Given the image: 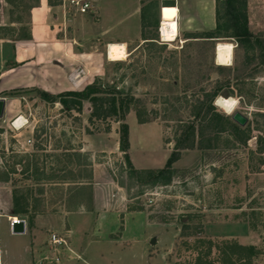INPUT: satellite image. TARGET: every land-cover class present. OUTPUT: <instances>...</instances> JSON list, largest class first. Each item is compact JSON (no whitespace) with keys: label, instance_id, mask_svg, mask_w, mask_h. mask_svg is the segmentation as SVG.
<instances>
[{"label":"rangeland","instance_id":"obj_1","mask_svg":"<svg viewBox=\"0 0 264 264\" xmlns=\"http://www.w3.org/2000/svg\"><path fill=\"white\" fill-rule=\"evenodd\" d=\"M149 2L151 0L145 3ZM31 4H35V1ZM93 4L100 16L93 18L90 13L78 15L91 18L90 24L94 21L106 32V35H101L93 33L90 26L84 28L86 35L90 36V53L100 54L103 60L99 65V76L91 77L90 83L100 78L104 83L114 84L142 101V109L154 120L139 124L136 112L128 115L129 160L137 171L162 169L171 153L177 149L181 131L193 119L195 107L192 99H200L204 92L215 88L218 81L231 76L226 71L215 70L212 65L217 44L234 43L235 47L237 44L227 40H220L215 46L200 41L183 46L179 42L163 43L158 32L160 23L157 28L154 24L161 16L159 4L149 10L151 26L145 30L144 36L141 31L140 0H93ZM73 18L66 21L71 22ZM262 19H256L254 28L249 30L255 35H262L264 41ZM156 37L157 43L145 42L138 51L128 50L129 56L125 61L110 62L107 58L108 45L105 43L109 41L125 40L135 45L140 39ZM253 53L247 54L235 48L233 68L236 67L240 76L251 72L246 62ZM231 90L234 92L231 98L237 101L233 113L227 114L214 105L219 112L231 118L239 112L248 119V144H235L229 134H223L214 149L202 151L196 138L194 149L181 150L180 160L174 165L176 176L172 184L152 189L147 186L141 188V179L129 175L125 155L119 149L120 125L112 121L90 125L89 103H84L82 112L78 114L65 111L61 105L54 109L53 104H44L34 93H14L16 96L27 95V100H35L31 103L36 112L33 118L40 122L36 127L33 148L18 145L12 154L0 150V158L8 170L16 174L15 177L2 175L0 180H9L13 191L20 198L27 199L24 208L28 213L25 215L30 216L32 206L39 204L47 207L45 211L55 213L68 202L71 195H75L79 185L90 182L87 181L90 171L87 165L90 163V152L87 148L80 154H72L74 162H78L76 170L75 165L73 170L65 166L66 161H63L62 169L58 160L67 155L65 151L72 150L70 147L78 151L83 144L82 139L92 135L96 139L93 146L97 151L95 160L103 165L101 169L108 180L123 189L129 201L126 222L128 220L132 231L128 230L124 235L125 243L104 240L94 225L95 217L90 214L72 215L67 219L47 215L40 220L33 235L27 238H18L4 231L1 223L2 263L8 264L5 253L8 251L7 244H10L12 248L28 247V250L38 254L37 260H41L40 252L46 253L47 264H58L53 257L56 254L49 248L51 235L55 234L68 242L64 251L60 252L59 264H232L234 244L222 239L231 235L242 239L247 235L253 236L247 225H241L236 220H249L256 232H264V150L261 151L258 145L259 139H264V119L258 116L259 113L264 114V74L256 79H246L243 91L239 92L235 86ZM17 104L15 108L19 106ZM56 116L64 121L63 128L57 131L50 126L56 119L59 120ZM70 123L77 128L72 130L73 144L68 142ZM47 125L52 129H46ZM2 127L4 125L0 121V133L6 129ZM17 139L20 144L23 143L20 136ZM116 143L119 152L115 151ZM45 160L47 167L55 171L47 172L45 183L33 184L37 180L35 171L45 169ZM18 166L21 169L16 171ZM76 182L77 186L74 185ZM76 198L86 200V191H78ZM237 208L239 211H236ZM67 225L71 227L69 236L66 233ZM212 237L221 240L214 241ZM18 239H25V242Z\"/></svg>","mask_w":264,"mask_h":264},{"label":"crops","instance_id":"obj_2","mask_svg":"<svg viewBox=\"0 0 264 264\" xmlns=\"http://www.w3.org/2000/svg\"><path fill=\"white\" fill-rule=\"evenodd\" d=\"M32 1H35V4H31ZM69 1L0 0V100L5 101L3 117L0 121L4 125L2 128H6L5 131L0 133V150L6 151L8 154H12L18 145L33 148L36 127L40 122L33 118V113L36 112L31 107V103L35 100H27V95H31L34 90L44 91L51 95H59L65 92H80L91 84L92 78L100 74L99 65L103 61L102 57L98 53H90V36L86 35L84 28L90 26V30L93 33L101 35H106V32L102 27L97 26L93 20L94 23L90 24L91 18L78 17V15L85 16L87 13L79 14L75 9L70 7ZM87 1L92 5V9L88 13L93 18L96 15L100 16L99 10L94 5L95 3L93 4V0ZM218 1L158 0V4L161 7L159 23L161 25L163 23L175 22L177 24V38L175 42H179L182 46L191 41H198L189 37H192L191 35L194 34L213 31L216 28V5ZM246 1L250 30L254 28L255 20H260V18H263L262 24L264 28V0ZM140 2L143 9L146 0H140ZM72 16H74L72 21L67 22L66 20ZM145 42L157 43V40L140 39L135 42V45L125 40L102 43H105V45L121 43L126 45L127 51H138ZM231 45L233 46L232 63L226 67L234 66V50L236 47L234 43H231ZM20 91H25L29 94L21 96L14 94ZM16 103L19 106L15 108ZM53 105L55 106L54 109L60 106L58 103ZM61 110L62 108L59 109V111ZM55 118H59V120L56 119L53 124L50 125L48 123V125L56 131L57 129L61 130L64 121L60 116H56ZM15 120L17 122H24V127L16 128L15 124H13ZM48 125L46 129H52ZM69 128L71 133L68 142L73 144L72 130L75 128L73 123L69 124ZM18 136L22 138L23 143L20 144L18 142ZM82 140L83 144L80 149L78 147V151L70 147L72 150L65 151L67 155L60 158L58 163L64 169L63 165L66 161L65 166L73 170V165H75L74 170H76L78 169V162L77 160L74 162L72 154L76 152L80 154L86 148L89 150L90 163L87 165L90 171L87 175V181L90 182L79 185L76 191V193L78 191H86V200L76 198L75 193L55 213L45 211L47 207L39 204L32 206L33 212L28 214L30 216L17 215L13 213L14 187L9 180H0V225L2 223L4 231L13 234L10 220L16 218L19 221L25 222V233L15 236L27 238V236L33 235L36 226L40 224V220L47 215H59L63 219H67L72 215L90 214L95 217L94 225L104 240L126 242L124 235L130 230L128 220L126 222V219L129 217V214H126L129 201L125 197L123 189L118 184L110 182V179L108 180L105 171L101 169L103 165L95 160L94 155L97 154V151L93 149V146L96 139L92 135H87ZM72 144L71 146H73ZM115 145L117 146L115 147V151L119 152L118 144L116 143ZM69 152H72L71 155H68ZM46 162L47 160L44 162L45 169H36L34 175L37 180L33 184L38 183L37 185H41L48 179L47 172H51L53 169L47 167ZM18 169H21L20 166L16 167L15 170L19 171ZM72 172L69 174L71 175ZM6 174L9 177H15L16 175L8 170L4 161L0 158V176ZM60 185H66V183ZM74 185L77 186L78 182L74 183ZM236 211H239V208ZM239 221L238 219L236 220L241 225L243 223L247 225L253 236L247 235L242 239L231 235L222 239L234 244L232 264H264V232H256L251 227L252 223H249V220ZM262 226L264 227V223ZM66 233L68 236L71 234V227L69 225H67ZM212 239L214 241L221 240L216 237H212ZM18 240L25 242V239ZM32 245L31 243V249ZM49 248L56 254L53 257L60 263V252L64 251L65 247L54 250L50 242ZM67 248L70 255L71 249L69 245ZM7 249L8 251L5 254L8 264H47L48 262L46 253L40 252L41 260H37L38 254L32 250H28L29 248L26 246L12 248L10 244H7ZM235 259L236 261H234ZM238 259H240L239 262ZM2 261L3 253L0 252V264H3Z\"/></svg>","mask_w":264,"mask_h":264},{"label":"trees","instance_id":"obj_3","mask_svg":"<svg viewBox=\"0 0 264 264\" xmlns=\"http://www.w3.org/2000/svg\"><path fill=\"white\" fill-rule=\"evenodd\" d=\"M158 4V0H151L149 3L144 2L142 9V34L151 26L149 10ZM156 28L159 26V17L154 23ZM190 39L198 40L191 42L212 43L214 46L220 40L235 42L237 49H242L249 54L255 52L252 57H247V64L251 72L240 76L236 67L216 66L212 63L215 70L226 71L231 75L224 81H218L216 87L210 91L204 92L200 99H192L195 111L192 113V120L184 130L181 131L180 138L177 140V149L171 153L165 166L158 170L137 171L131 165L128 151L130 149V132L126 122L131 112H136L139 124L152 122L151 115L147 114L141 107L142 101L137 99L130 92L124 89H118L116 85L104 83L100 78H96L90 85L80 92H65L59 95H51L44 91L34 90L32 93L37 95L42 101L49 104H60L65 111L82 112L84 103L91 106L89 123L95 122H115L119 127V149L125 157L128 165L129 175H134L135 179L142 181V186L157 188L169 186L174 181L176 170L174 165L180 160L181 150H192L196 146L202 151L212 150L216 142L223 134H229L235 144L246 146L250 140L249 125L240 127L232 121V118L222 114L216 108L215 101L219 97L225 99L234 97L232 86L238 88L239 92L244 90L246 79H256L264 74V41L262 35H255L249 30V21L247 16L246 0H219L216 5V28L213 31L202 34H194ZM143 40H157L155 38H143ZM153 44V43H146ZM259 61L256 63V60ZM254 64V65H253ZM253 66V67H251ZM221 88V90H220ZM258 116L264 119V114ZM109 130V129H108ZM258 145L260 150H264V139H259ZM141 174V175H140ZM122 187H124L122 185ZM143 191L140 190V194ZM26 198L19 197L17 192H13V213L25 215L28 213L25 203Z\"/></svg>","mask_w":264,"mask_h":264},{"label":"bare ground","instance_id":"obj_4","mask_svg":"<svg viewBox=\"0 0 264 264\" xmlns=\"http://www.w3.org/2000/svg\"><path fill=\"white\" fill-rule=\"evenodd\" d=\"M161 41L162 42H175L177 38V24L175 22L163 23L161 24ZM128 52L126 50V45L121 43H111L107 48V58L110 62H121L128 58ZM233 57V46L230 43H220L216 48V63L219 66H230ZM231 100L236 101L233 98L224 99L219 98L217 100V107L223 110L227 114L233 113L237 106V101L232 107L231 111L227 110L226 102ZM21 121L15 123V127L19 128Z\"/></svg>","mask_w":264,"mask_h":264},{"label":"built area","instance_id":"obj_5","mask_svg":"<svg viewBox=\"0 0 264 264\" xmlns=\"http://www.w3.org/2000/svg\"><path fill=\"white\" fill-rule=\"evenodd\" d=\"M69 5L70 7H72L73 9H75L79 14H86L88 13L89 11H91L92 9V5L87 1V0H70L69 1ZM161 25L159 27V37H160V40L161 39ZM164 43V42H163ZM18 120V119H17ZM17 120H15L13 122V124H15L17 122ZM24 122L21 123V125L19 126V128H22L24 127ZM17 128V127H16ZM151 203V201H150ZM14 223H19V220L14 218L12 220H10V226H12ZM51 245L53 246V249H58V248H62V247H66L67 246V243L64 239L58 237L57 235H51Z\"/></svg>","mask_w":264,"mask_h":264},{"label":"water","instance_id":"obj_6","mask_svg":"<svg viewBox=\"0 0 264 264\" xmlns=\"http://www.w3.org/2000/svg\"><path fill=\"white\" fill-rule=\"evenodd\" d=\"M216 103H217V101H216ZM216 103H215V105H216ZM4 107H5V101L0 100V119L3 117ZM232 121L240 127H245L248 123V119L239 112H236L232 115ZM11 229H12V233L14 235H22L25 233V222L19 221V223H14L11 226Z\"/></svg>","mask_w":264,"mask_h":264},{"label":"clouds","instance_id":"obj_7","mask_svg":"<svg viewBox=\"0 0 264 264\" xmlns=\"http://www.w3.org/2000/svg\"><path fill=\"white\" fill-rule=\"evenodd\" d=\"M236 101L231 100L229 102H226V108L227 110L231 111L232 107L235 105Z\"/></svg>","mask_w":264,"mask_h":264}]
</instances>
